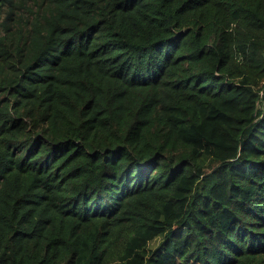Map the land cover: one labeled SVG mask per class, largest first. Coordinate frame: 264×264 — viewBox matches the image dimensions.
Segmentation results:
<instances>
[{"label": "trees", "instance_id": "16d2710c", "mask_svg": "<svg viewBox=\"0 0 264 264\" xmlns=\"http://www.w3.org/2000/svg\"><path fill=\"white\" fill-rule=\"evenodd\" d=\"M0 264H264V0H0Z\"/></svg>", "mask_w": 264, "mask_h": 264}]
</instances>
